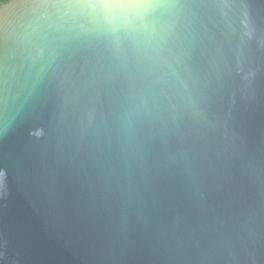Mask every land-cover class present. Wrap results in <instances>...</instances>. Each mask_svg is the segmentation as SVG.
I'll list each match as a JSON object with an SVG mask.
<instances>
[{
	"label": "water",
	"instance_id": "1",
	"mask_svg": "<svg viewBox=\"0 0 264 264\" xmlns=\"http://www.w3.org/2000/svg\"><path fill=\"white\" fill-rule=\"evenodd\" d=\"M0 264H264V0L0 8Z\"/></svg>",
	"mask_w": 264,
	"mask_h": 264
},
{
	"label": "trees",
	"instance_id": "2",
	"mask_svg": "<svg viewBox=\"0 0 264 264\" xmlns=\"http://www.w3.org/2000/svg\"><path fill=\"white\" fill-rule=\"evenodd\" d=\"M11 0H0V8L4 5H6L7 3H9Z\"/></svg>",
	"mask_w": 264,
	"mask_h": 264
},
{
	"label": "flooded vegetation",
	"instance_id": "3",
	"mask_svg": "<svg viewBox=\"0 0 264 264\" xmlns=\"http://www.w3.org/2000/svg\"><path fill=\"white\" fill-rule=\"evenodd\" d=\"M11 1H12V0H11ZM11 1H10V2H11ZM7 4H8V3H7ZM4 6H5V5H4ZM2 7H3V6H2ZM2 7H1V8H2Z\"/></svg>",
	"mask_w": 264,
	"mask_h": 264
}]
</instances>
